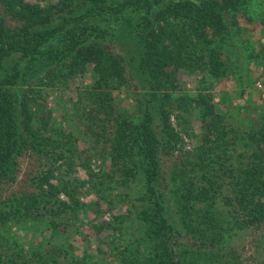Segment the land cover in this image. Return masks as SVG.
<instances>
[{"label": "trees", "instance_id": "trees-1", "mask_svg": "<svg viewBox=\"0 0 264 264\" xmlns=\"http://www.w3.org/2000/svg\"><path fill=\"white\" fill-rule=\"evenodd\" d=\"M40 1L0 0V229L25 223L40 233L66 230L61 213L85 205L65 179L59 185L50 180L63 165L64 177L82 166L101 198L130 201L110 220L118 262L264 264V114L234 127L225 121L231 108L219 112L207 95L189 97L176 87L183 67L211 81L222 72L242 75L238 55L246 42L229 21L255 0ZM86 73L91 81L71 98V122L101 146L99 173L81 154L76 135L48 123L52 115L40 95L41 87H68ZM132 81L140 91L133 95L136 114L114 116V91ZM188 103L197 109L203 138L163 173L161 153L178 140L171 112L187 110ZM29 149L53 160L31 178L35 191L16 192L15 167ZM39 223L43 228H33ZM246 230L256 236L255 263L234 251L235 238ZM91 254L62 261L96 264ZM36 256L47 264V256ZM14 261L6 263L19 264Z\"/></svg>", "mask_w": 264, "mask_h": 264}, {"label": "rangeland", "instance_id": "rangeland-1", "mask_svg": "<svg viewBox=\"0 0 264 264\" xmlns=\"http://www.w3.org/2000/svg\"><path fill=\"white\" fill-rule=\"evenodd\" d=\"M25 1L38 2L40 0ZM229 26L235 29L239 26L240 31H237L239 40L246 42V47L240 49L238 55L243 56L241 67L238 69L242 75L237 77L235 72L231 75L222 72L218 78L211 81L205 78V72L196 68L183 67L177 70L176 87L178 91L182 92L181 94L189 95V97L199 94L207 95V98L213 99L219 112L231 108L230 111L233 115L226 118L225 121L227 124V121L230 120V125L235 127V124L242 125L247 120L257 122L259 117L264 114V0H255L251 7L248 6L246 14L238 16L235 23L232 20L229 21ZM90 81V76L86 73L82 77L70 80L68 87L60 88L53 85L41 87L40 95H46L45 111L52 115L50 119L52 121L48 123L53 128L64 126L76 135L78 138L76 144H78L81 154L83 157L90 158L91 169L98 172L99 167L102 166L100 158L97 157L101 146L95 145L93 135L85 132L78 121L71 122L73 120L71 98H76L77 89H81ZM135 83L132 81L126 87H122L120 91H114V100L111 103L114 116L123 111L136 114L133 95H137L140 91L135 88ZM177 112H181V114L177 116ZM170 122L178 140L173 139L171 148L161 153V159L164 160L165 168H167L163 173L169 170L175 164L174 162H178L181 157L183 160V153H191L194 146L203 138L202 124L198 118L197 109L191 103H188L187 110L179 108V111L171 112ZM209 137L213 139L216 136L210 134ZM217 140H219L218 137ZM52 160L37 158L30 152V149L28 153L22 154L15 167L17 177L14 184H11L13 190L29 192L32 188L31 190L35 191L31 178L40 169H45ZM54 163L59 165L60 161ZM64 168L63 165L60 169L53 170L55 172L52 173L53 177L50 181L59 185L65 179L64 182L69 185V191L74 189L78 199L85 205L84 208L75 211L74 214L62 212L60 220L67 221V228L63 232L57 231L56 234H51L49 231L44 233H40L39 230L34 231L25 223L11 224L0 229V259L4 264L7 260H16L14 262H19V264H38L35 260L38 259L36 254L47 256V264H53L51 259L61 260L59 264H66L62 258L71 262L87 251L93 253L91 257L96 258V264L107 262L122 264L117 261V249L114 247L119 242L115 239L117 234L112 237L115 232L111 227L110 220L112 216L125 210L130 201L125 200L126 204H124L125 202H120L116 198L111 201H109L110 198H101L103 196L87 182L88 176L84 167L76 166L75 170L71 172L72 174L70 173L66 177L62 174ZM58 196L60 200L70 204V199L64 192H59ZM169 200L171 201V199ZM89 204H94V206H88ZM167 207L171 210L170 206ZM43 226V223H39L33 228H43ZM255 238L252 231L246 230L233 242L234 251L240 254L247 263L257 261V251H254L255 243H253ZM60 243H63L61 249L57 248Z\"/></svg>", "mask_w": 264, "mask_h": 264}]
</instances>
